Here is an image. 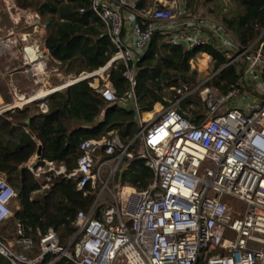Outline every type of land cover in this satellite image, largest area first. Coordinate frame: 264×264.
I'll return each mask as SVG.
<instances>
[{
  "label": "built area",
  "instance_id": "1",
  "mask_svg": "<svg viewBox=\"0 0 264 264\" xmlns=\"http://www.w3.org/2000/svg\"><path fill=\"white\" fill-rule=\"evenodd\" d=\"M8 2V13L12 9L24 16L23 24L14 21L10 28V34H18L24 42L19 50L28 61L23 63L41 66L16 67L31 81L30 93H23L21 80H9L13 101L2 106L0 114L80 80H90L107 103L134 108V60L143 55L155 32L166 43L189 49L213 42L226 51L228 60L222 67H239L241 84L221 94L206 84L215 76L213 72L194 87H172L176 99L156 118L142 121L138 114L141 144L136 156L154 174L144 189L126 183L108 187L107 180H101L105 168L107 178L115 176L122 157H133L127 151L129 144L123 146L112 131L109 137L83 140L76 167L68 174L40 157L27 164L36 178L64 174L77 178L79 190L87 184L101 185L89 211L76 214L78 240L63 247L50 228L40 237L39 253L31 256L33 241L23 236L18 225L15 238L7 241L0 236V256L10 264H55L60 259L65 264H264V30L253 42L241 45L214 16L191 12L183 0H148L142 9H137L141 0H91V9L105 24L116 51L96 71L63 77L56 66L59 62L49 58L39 15L17 7L13 0ZM126 12L135 18L127 22ZM49 60L54 66L48 65ZM116 61L126 65L131 85L122 97L116 96L108 81V68ZM56 78L57 85L46 87ZM39 87H46L45 91L35 92ZM249 88L260 98L243 94ZM194 93L207 110L198 123L180 107ZM100 146L109 155L116 146L122 150L111 158H97ZM48 188L47 184L42 187ZM16 196L0 173V223L12 216Z\"/></svg>",
  "mask_w": 264,
  "mask_h": 264
},
{
  "label": "trees",
  "instance_id": "2",
  "mask_svg": "<svg viewBox=\"0 0 264 264\" xmlns=\"http://www.w3.org/2000/svg\"><path fill=\"white\" fill-rule=\"evenodd\" d=\"M13 1L17 7L39 15V24L46 33L45 47L49 58L59 62L56 66L63 77L96 71L114 55L116 47L109 40L105 24L92 11L91 0ZM147 1L141 0L137 9L144 8ZM199 1L184 0V4L191 12H197ZM215 7L218 9L208 11L235 35L241 45L261 36L264 0H218ZM136 18L139 20L138 16ZM164 39L162 34L155 32L148 50L134 60V108L107 103L90 85V80H80L41 101H32L22 108L0 114V173L17 192L13 200L17 208H11L12 216L0 223L2 238L7 237V233L11 239L15 238L16 228L20 225L23 236L33 241L32 256L39 253L40 237L51 228L59 244L67 247L73 239L79 238L75 236L74 225L77 212H88L95 199L98 182L95 188L87 184L79 190L77 178H67L64 174L36 178L24 166L35 153L39 152L42 160L63 167L64 173L68 174L76 167L83 140L109 137L108 132L112 131L123 146L129 144L127 151L133 153L132 158L122 157L114 176L116 183L144 189L152 182L154 174L143 159L136 156L141 144L137 135L140 129L138 114L149 111L144 116L150 117L156 103L166 107L176 99L172 87L191 88L200 83L204 74L191 67L190 61L201 54L211 58V71L216 72L207 85H213L225 94L241 84L239 67H222L228 60L226 51L213 42L189 49L172 46ZM48 64L54 66L51 60ZM126 70L121 61L113 62L108 68V81L117 97L124 96L131 87L125 76ZM249 91L253 92L251 88ZM191 104L193 108H189ZM180 107L196 123L206 116V106L198 93L185 97ZM104 149L105 146L98 148L97 158H111L122 150L116 146L109 155ZM45 184L49 186L46 190L42 189ZM98 215L96 212L95 216ZM65 263V259H60L55 264ZM0 264L10 263L0 256Z\"/></svg>",
  "mask_w": 264,
  "mask_h": 264
},
{
  "label": "rangeland",
  "instance_id": "3",
  "mask_svg": "<svg viewBox=\"0 0 264 264\" xmlns=\"http://www.w3.org/2000/svg\"><path fill=\"white\" fill-rule=\"evenodd\" d=\"M204 2H205V5H204ZM217 2H218V0H211V1L210 0L209 1L200 0L198 2V7L199 8L197 9V12H199L200 14L205 15V16L206 15H211L213 13L211 11L209 12L208 10H210V9H212V10L216 9L217 10L218 8L215 7ZM8 5H9L8 0H0V37L5 36L7 34V31L10 30L9 25H11V23H13L14 21H16L18 24H23L24 23V16L17 15L16 12H14L12 9L10 10V13H8V10H7L8 9ZM211 16H213V15H211ZM263 37H264V35H263ZM13 39H15L14 40L15 44L13 46H10L9 48H7L6 55L2 57V58H4V57L5 58L12 57V58L9 61V63H6V64L3 63V65H8L9 64L8 65L9 68L18 67V66L20 68H23L24 66H22V62H19V60H16V59H19L22 56V53H23V52L20 53V50H19L21 48V45H22L21 41L18 38H11V40H13ZM6 46H7V43L2 42L0 40V50L6 48ZM207 56L208 55H206V54H201L200 56L198 55V57L194 58L192 64L190 63L193 68H196L200 73L204 74V79L212 74L211 64H210V60L211 59L208 58ZM10 63H14V64L12 65ZM48 65H47V67H49ZM56 81H58V80L55 79V83H56ZM243 94L248 95V96L251 95V98L253 100H257L261 96L260 93H258V92H254V91L253 92H249L246 89L243 90ZM4 96H5L4 100H7L8 99L7 95L4 94ZM2 106H4V105L0 104V111L2 109ZM164 108L165 107L163 106V108H161L160 110L154 112L150 117H148V116L147 117H145V116L143 117L142 116V119H144V120H148L149 119L150 120L151 117H152L151 119H154L162 112V110ZM107 177H108V170L105 168L103 170V173L101 174V180L102 181H106L107 180V186L108 187H111V186L117 184L113 175L110 176L109 178H107ZM99 185H101V184L99 183ZM103 200H107V197H103ZM0 227H2V226H0ZM7 228L9 229V227H7ZM6 235H7L8 238L5 237V236H3V237L7 241H10L11 240V238L9 236L10 234L7 233Z\"/></svg>",
  "mask_w": 264,
  "mask_h": 264
},
{
  "label": "crops",
  "instance_id": "4",
  "mask_svg": "<svg viewBox=\"0 0 264 264\" xmlns=\"http://www.w3.org/2000/svg\"><path fill=\"white\" fill-rule=\"evenodd\" d=\"M184 1V0H183ZM127 15H126V20L127 22H130V20L134 19L135 17H133V15L130 13V12H126ZM9 27L11 28V25H9ZM12 32V29H10V32L5 35V36H2L0 37L1 41L2 42H5L7 43V46L6 48L0 50V51H3V54L0 53V104L2 105H7V104H11L13 99L9 93V88H8V81L9 80H21L20 81V88L22 89L23 93H27L29 94L30 93V87L29 85L31 84V81L30 80H27L25 79L24 77H22V73L21 71H18V69H16V67H13V68H9V64L8 65H3V63H9V61L11 60L12 57L10 58H2L3 56L6 55V50L7 48H9L10 46H13L15 44V39L11 40V38H18V34L16 33H13V34H10ZM44 39H45V29H44ZM3 38V39H2ZM24 42H21V44H23ZM5 45V44H4ZM16 54V53H15ZM208 58H210L209 56H207ZM14 59V58H13ZM211 59V58H210ZM16 60H19V62H22V66H28V65H34L35 64H38L37 62H26L25 64L23 63L24 61H28L24 55H22L19 59H16ZM193 62V61H192ZM191 62V64H192ZM10 64H14V63H10ZM19 67V66H18ZM17 67V68H18ZM16 69V70H15ZM58 80V78H56ZM59 81V80H58ZM58 81H56L55 83V79L54 80H51V82L49 84H46V87H49V86H55L58 84ZM37 83H41V80H38ZM36 88L35 89V92L36 91H39V92H43L45 91V88ZM5 94L7 95V100H4L3 98V95L1 94ZM161 108H163V105H161L160 103H156L154 106H153V109L150 111V112H156L158 110H160ZM149 112V111H148ZM148 112H142L140 113V119L142 121H145L144 119H142V116L144 117V115ZM152 118V117H151ZM150 118V119H151ZM149 120V119H148ZM40 156L35 153L25 164L24 166L26 167L27 164H32L34 163L37 158H39ZM11 208H17V205L14 201L11 202Z\"/></svg>",
  "mask_w": 264,
  "mask_h": 264
},
{
  "label": "water",
  "instance_id": "5",
  "mask_svg": "<svg viewBox=\"0 0 264 264\" xmlns=\"http://www.w3.org/2000/svg\"><path fill=\"white\" fill-rule=\"evenodd\" d=\"M149 45H150V43H148V45H147V47H146V49H145V52L148 50V48H149ZM45 97V96H44ZM45 99V98H44ZM41 100H43V98H40V101ZM11 109H14V108H8V109H5V110H3L1 113H4L5 111H7V110H11ZM37 154L39 155V152H37Z\"/></svg>",
  "mask_w": 264,
  "mask_h": 264
},
{
  "label": "bare ground",
  "instance_id": "6",
  "mask_svg": "<svg viewBox=\"0 0 264 264\" xmlns=\"http://www.w3.org/2000/svg\"><path fill=\"white\" fill-rule=\"evenodd\" d=\"M9 32H10V30H8V31H7V34H8ZM7 34H6V35H7ZM38 66H41V65H40V64H38Z\"/></svg>",
  "mask_w": 264,
  "mask_h": 264
}]
</instances>
